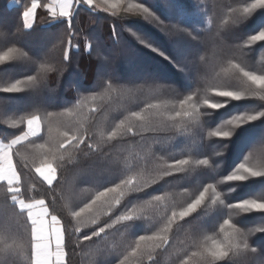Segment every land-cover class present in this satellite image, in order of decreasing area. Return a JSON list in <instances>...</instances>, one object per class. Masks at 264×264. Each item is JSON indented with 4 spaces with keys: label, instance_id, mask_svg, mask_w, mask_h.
<instances>
[{
    "label": "snow or ice",
    "instance_id": "1",
    "mask_svg": "<svg viewBox=\"0 0 264 264\" xmlns=\"http://www.w3.org/2000/svg\"><path fill=\"white\" fill-rule=\"evenodd\" d=\"M166 5L162 20L143 0H27L18 24L0 25V229L22 241L0 248V264H20V249L27 264H72L86 251L93 264H159L174 246L175 264H264V63L251 56L264 49V0ZM100 13L175 70L179 80L142 69L145 85H180H168L171 102L105 113L114 98L143 88L116 87L111 71L116 56L132 65L138 48L118 40L105 53L103 39L79 26ZM190 13L211 16L210 26ZM132 19L167 35L172 53L128 27ZM94 51L91 78L81 74L69 86L76 95L60 103L49 77L59 87L65 69ZM169 131L183 147L156 148ZM148 133V154L131 151ZM81 165L93 190L77 199L63 174ZM245 185L253 190L233 195ZM110 237L121 243L110 248Z\"/></svg>",
    "mask_w": 264,
    "mask_h": 264
},
{
    "label": "trees",
    "instance_id": "2",
    "mask_svg": "<svg viewBox=\"0 0 264 264\" xmlns=\"http://www.w3.org/2000/svg\"><path fill=\"white\" fill-rule=\"evenodd\" d=\"M11 1L12 0H0V25L14 27L19 23V12L22 5L26 3L27 0H15V4H12ZM129 2L137 3L141 2V0H129ZM143 2L152 7L153 11L156 12V15L159 16L162 20L166 18V0H143ZM200 3L204 4L205 0H200ZM39 11L40 10H38V12ZM107 15L108 14L106 13H100L99 16L101 17V20L98 23H93L88 17H83L79 21V26L88 31H93L103 39L105 43V53H112L114 51L116 41L118 40H125L129 44L134 45L139 49V54L133 59L132 65L129 64L126 59H122L121 57L116 56L111 64V71L115 73L118 79L116 87L128 88L133 90L137 88H143V91L138 92L131 97H126L123 99L114 98L113 101L108 104L107 108L105 109V113L109 117H111L118 114L116 111H114V109H117L119 106L132 108L137 104H142L145 102H155L157 100L171 102L174 99V94L168 90V85L172 84V81L170 79H161L157 84L145 85L143 84L142 69L144 67L150 66L151 68L158 70V74L160 75L179 80V76L175 75V70L162 57H159L149 50L143 49L139 45H137L130 32L121 31L120 24L118 22L115 25L110 22H105L102 18ZM211 19V16H201L199 13L189 14L190 21H202V25L197 24V26H203L205 29L210 26ZM126 23L128 27L132 28L133 31H138V34L144 35L158 47H161L169 54L172 53V48L167 42V40L170 38L164 33L160 32V30L155 28L153 25L143 21L142 19H132L130 21H126ZM113 27H115L116 32L120 33L119 36L112 32ZM255 27L256 24L254 20L248 26H246L245 31H253ZM109 33H112V35L110 36ZM37 42L39 43V41ZM91 43L93 44V47H95L96 41L93 40L91 41ZM95 56L96 52L94 51L92 60H89L85 56L83 58H79V63H76L74 61L70 67L65 69L64 75L60 78L59 87L57 86L56 77L50 76L47 81L49 93L57 97L60 103H64L70 97H74L76 93L69 86L76 83L79 80L81 74H84V79L91 78L93 74V64L95 63ZM251 56L255 60L257 65L264 63V49H260L257 47L256 50L251 53ZM9 72L16 75L17 77L21 75L20 69H9ZM172 86L177 89H179L180 87L178 83L172 84ZM2 95L5 94H0V96ZM84 95H88V93H84ZM13 103H19V101H13ZM229 110H232L231 106ZM98 122L102 123L103 117L98 118ZM173 136H175L174 139H169V137ZM158 138L160 139L161 143L159 145H156V148L178 150L180 147H183V145L179 143L181 137L174 132L169 131L160 133ZM151 140L152 134L148 133L146 143L143 145H134L131 151L141 156L147 155L150 151L148 145L151 144ZM260 146L261 145L259 143L255 145L256 148H259ZM229 159L231 162V155ZM83 167V165L76 168L70 167L63 174V178L66 181V187H68L69 189H72L73 187L76 188L77 199L86 198L89 192L93 190V185L88 182V177L83 174ZM253 187L254 185H245L233 195H236L237 197L246 195L253 190ZM245 223L249 227L254 226V222L251 220H246ZM252 239H256V237H253ZM13 241H16L17 244L22 243V241H20L18 237L11 235L3 229H0V248L4 247L6 244L12 245ZM120 243L121 241L119 237L115 239L110 237L108 240V246L110 248L112 247V245H119ZM176 250L177 246H174L172 249H169L168 252L162 253L158 258L159 264H175ZM113 251L118 252L119 249L117 248ZM16 258L19 260L20 264H27L26 250L20 249L19 255ZM2 259L3 257L0 256V260ZM95 259L96 255L94 253H89L86 251L78 257H73L72 264H93Z\"/></svg>",
    "mask_w": 264,
    "mask_h": 264
},
{
    "label": "crops",
    "instance_id": "3",
    "mask_svg": "<svg viewBox=\"0 0 264 264\" xmlns=\"http://www.w3.org/2000/svg\"><path fill=\"white\" fill-rule=\"evenodd\" d=\"M11 3H12V4H15V3H16V1H15V0H12V1H11Z\"/></svg>",
    "mask_w": 264,
    "mask_h": 264
},
{
    "label": "rangeland",
    "instance_id": "4",
    "mask_svg": "<svg viewBox=\"0 0 264 264\" xmlns=\"http://www.w3.org/2000/svg\"><path fill=\"white\" fill-rule=\"evenodd\" d=\"M38 43V42H37Z\"/></svg>",
    "mask_w": 264,
    "mask_h": 264
}]
</instances>
